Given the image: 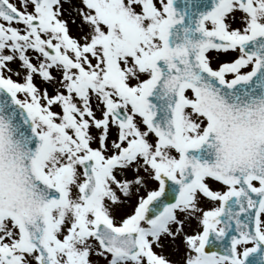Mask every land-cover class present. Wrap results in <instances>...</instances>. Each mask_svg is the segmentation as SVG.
<instances>
[{"label":"snow or ice","instance_id":"snow-or-ice-1","mask_svg":"<svg viewBox=\"0 0 264 264\" xmlns=\"http://www.w3.org/2000/svg\"><path fill=\"white\" fill-rule=\"evenodd\" d=\"M0 264H264V0H0Z\"/></svg>","mask_w":264,"mask_h":264},{"label":"rangeland","instance_id":"rangeland-1","mask_svg":"<svg viewBox=\"0 0 264 264\" xmlns=\"http://www.w3.org/2000/svg\"><path fill=\"white\" fill-rule=\"evenodd\" d=\"M193 228L195 227V223H193V226H192Z\"/></svg>","mask_w":264,"mask_h":264}]
</instances>
